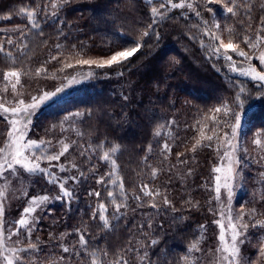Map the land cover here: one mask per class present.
I'll use <instances>...</instances> for the list:
<instances>
[{
  "label": "trees",
  "instance_id": "obj_1",
  "mask_svg": "<svg viewBox=\"0 0 264 264\" xmlns=\"http://www.w3.org/2000/svg\"><path fill=\"white\" fill-rule=\"evenodd\" d=\"M160 2L69 0L58 17L63 23L41 16L43 36L38 35L36 29L28 32L24 41L28 44L27 55L18 62L19 67L32 73L31 76L22 75V88L18 86L24 99L30 101L31 96H39L44 91L54 92L57 87L66 85L55 103L47 102L35 112L29 138L51 140L57 151L58 140L64 139L67 143L75 140L76 144L59 162L68 168L67 173H60L58 168L53 171L60 176L78 175V171L84 173L79 183L69 181L67 184L74 190L75 197L70 207L65 200L55 199L61 194L59 188L42 174H25L24 179L12 184L15 190L6 207L7 221L18 219L26 206L24 191L30 196L47 194L52 198L36 213L39 219L33 228L32 240L35 242L39 237L42 249L31 254L36 264H61L60 256L66 257L63 264H81V259L84 264H90L87 257L67 259L70 254L61 250L62 244L77 243L78 228L87 229L89 251L106 248L110 253L115 252L131 238L134 243L139 241L147 245L145 250L154 264H185V255L189 260L207 264V253L212 249L215 234L214 211L209 212V208L213 209V167L218 155L215 141L211 142V148L205 146L209 143L206 140L194 151L193 145L204 125H207L205 134H211L214 125L207 117L225 102L230 114L233 113V123L240 114L246 119L248 132H258L264 137V107H256L248 114L235 108L233 89L211 69L196 42L193 18L177 9L162 18L157 17L153 23L150 9L159 7ZM43 3L44 0H0V28L6 30L0 33V39L11 36L19 42V33L15 30L28 29L26 18L19 15V10H32L36 4ZM222 17L225 19L221 23L222 32L225 26L239 30L236 19ZM149 24L152 28L141 41L143 47L124 66L101 69L76 63L80 59H104L112 51L134 46ZM224 37L228 39L226 33ZM52 56L57 60H50ZM64 64L73 67L64 68ZM10 66V62L0 57V95L8 100L13 99V94L10 87L7 93L2 92V73ZM42 66L46 73L35 77V69ZM118 72L123 74L118 75ZM73 78L78 82L68 84ZM76 112L83 115L65 122L66 131L61 132L60 122L69 113ZM221 114L218 119L223 121ZM52 125L57 127L53 129ZM161 126L162 135L157 136L155 133ZM8 127L6 120L0 117V146H3ZM77 131L82 135L78 136ZM165 140L171 146L170 154L161 153ZM102 141L104 149L94 153L89 151L90 159L80 156L81 145L96 147ZM115 145H119L115 156L119 174L124 178L129 195L128 211L119 220L110 215L112 227L104 229L99 219L90 218L98 201L88 193L100 191V199L108 202L106 187L97 184L96 180L112 171L111 163L100 157L103 151ZM177 153H183L179 160L186 163L179 162ZM70 163H76L78 170L71 169ZM41 166L48 167V162L42 161ZM152 168L158 169L155 181L150 180ZM144 182L162 191L166 189L176 211L164 206L159 198V208L137 207V201L132 197L139 192L138 185ZM260 184L264 205V183ZM149 219L151 228L147 227ZM141 224L144 225L142 230L137 227ZM202 225L205 226L203 230ZM197 238H202V251L188 254L187 247ZM151 239L159 243L153 246Z\"/></svg>",
  "mask_w": 264,
  "mask_h": 264
},
{
  "label": "snow or ice",
  "instance_id": "obj_2",
  "mask_svg": "<svg viewBox=\"0 0 264 264\" xmlns=\"http://www.w3.org/2000/svg\"><path fill=\"white\" fill-rule=\"evenodd\" d=\"M68 2L69 0H44L43 5L36 4L32 10L21 8L19 15L26 18L27 31L19 28L15 30L19 33V42L11 36L6 39H0V57L10 62L11 65L2 73L4 83L2 92L7 93L10 87L13 94L12 100L0 95V117L5 119L9 125L3 146H0V264H36L31 254L42 251L39 237L35 238V242L32 240L33 228L39 219L36 213L52 199L47 194L30 196L28 191H24L23 196L27 198L26 206L20 211L18 219L7 221L5 217L6 207L10 203V186L24 179L25 174H42L47 177L49 183L59 188L61 194L57 195L55 199L65 200V203L70 207L72 199L75 197L74 190L67 187V184L69 181L79 183L84 176L82 171H78V175L72 176H60L57 171H53L54 168H58L60 173H67L68 168L59 162L62 157L66 156L69 149L76 144L75 140L71 141V143L65 142L64 139L58 140L56 143L59 145V150L57 151L51 140L40 139L37 141L29 138L35 112L47 102L55 103L66 85L57 87L54 92L44 91L39 96H31L30 101H26L23 91L18 90V86L22 88V75H32L30 70L25 71L18 66V62H21L27 55L28 44L24 41L28 32L36 29L39 30L37 34L43 36L40 23L41 16L46 19L50 17L57 20L58 23H63V21L58 20V17L63 6ZM257 2L258 0H203V8L207 12L213 13V9L208 5L216 4L219 6L220 14H227L238 21L239 30L225 26L223 32L221 31V23L216 19V13H213L211 21L203 18L202 11L198 10L201 7L199 0H161L159 7H151L150 13L153 16V23L156 22L157 17L162 18L168 12L177 9L187 10L194 14L200 20V24L194 25V27L200 28V25H203L201 29L202 37L207 38V44L204 38L200 40V44L202 47L207 48L210 57L214 56L217 60H222L228 71L247 77L252 82L259 84L261 88H264V0H260L258 8ZM148 3L152 4L153 0H148ZM7 19H11V17H7ZM151 28L152 24H149L148 29L144 30L134 42V46H125L122 49L112 51L104 59H80L76 63L79 65H95L101 69L122 67L143 47L141 41L149 35ZM3 32H6V30L0 28V33ZM225 33L228 38L227 43H225L224 39ZM56 47L59 49L60 45H56ZM50 60H57V57L52 56ZM63 67L71 68L73 65L64 64ZM217 70L219 71V69ZM43 73H46V69L43 66L35 69V77H40ZM122 74V72H118V75ZM88 75L91 76L92 73H88ZM76 82L78 81L74 78L68 80V84ZM234 86L239 89L236 93L235 102H238L239 106H243L241 95L245 93L246 87L241 82H235ZM213 112V115L207 117L214 125L211 134H205L204 128L207 125L201 127L199 138L196 139L192 150L194 151L197 146H201L202 141L205 140L209 142L205 146L211 148L213 147L211 142L215 141L217 155L220 160V163L213 167L214 173L217 174L214 176L215 200L220 203L221 207V210L216 213L219 218L213 221L219 229L218 245L215 248V264H252L250 260L242 255L241 249L244 245L251 242L248 235L250 228L264 230V219H254L257 215L255 208L249 210L241 208L235 214H233L231 208L234 182L240 176V169L243 164L241 157L238 155V144L235 142L240 128V118L239 116L236 117L237 123L234 125H230L227 120L218 119L221 113L224 117L229 115L230 109L227 102L221 107L215 108ZM82 115L83 113L80 112L66 115L59 125L61 132L66 131L65 122L73 117ZM56 127L57 125H52L53 129ZM70 127L74 128V125H70ZM161 128L163 126L157 129L155 133L157 136L162 135ZM223 128H230V132L223 131ZM221 131H223V135H219ZM76 134L78 136L82 135L79 131ZM253 143L264 150V144H262L260 139H255ZM81 149L80 156L88 160L90 159L89 151L94 153L97 149L103 150L104 142L102 141L96 147L89 144L87 148H84L81 145ZM221 149L223 150L222 155L220 154ZM148 150L151 151V145H149ZM171 150V146L165 140L161 145V153L170 154ZM118 151L119 145H115L103 151L100 157L106 163L110 162L112 167V171L106 172L104 176L96 180L97 184L106 187L108 202L106 203L100 199L102 195L100 191H90L88 193L89 196L96 197L98 201L92 209L90 218L93 220L99 219L104 229L112 227L110 215L112 219L119 220L128 211L127 201L129 195L125 190L124 178L119 174V166L115 159ZM243 151L247 153L248 149L245 148ZM182 155L183 153H177L178 160ZM145 160H147V157H145ZM42 161H47L48 167H42ZM262 161H264V156H260L256 162L261 163ZM179 162L186 163L183 160H179ZM70 168L78 170V165L70 163ZM188 174H191V169H189ZM157 175L158 169L152 168L150 180L155 181ZM259 175L262 178L261 183H264V172H260ZM138 188L139 192L132 197L137 201V207L148 206L156 209L160 207V202H162L164 206L176 211L166 194V189L162 191L159 187H150L149 182L138 185ZM222 189L226 190L227 205L221 199ZM158 198L160 202H158ZM109 209H111V213H109ZM213 211L212 208H209V212ZM245 217H247V220ZM225 220L227 221L226 223ZM137 227L142 230L144 225L141 224ZM147 227H152L150 219L147 222ZM204 227L202 225L201 229L203 230ZM76 234L78 235V241L75 245H61L62 252L70 254L67 259L87 257L90 264H154L145 250L147 245L139 241L134 243L130 238L120 250L111 253L106 248H93L89 251V241L86 239L87 229L81 230L78 228L76 229ZM61 235L63 236V234ZM144 235L147 237L148 234L145 233ZM21 236L24 237L23 240ZM158 243L156 239L150 240V244L153 246ZM201 243L202 238H197L191 242L186 249L187 253H200L202 251ZM21 244L26 246L21 247ZM137 244H139V247H137ZM259 254L264 257V244L260 245ZM65 260V256L59 257L61 264ZM183 260L185 264H199L198 261L189 260L188 255H185ZM81 264H84L83 259H81Z\"/></svg>",
  "mask_w": 264,
  "mask_h": 264
},
{
  "label": "rangeland",
  "instance_id": "obj_3",
  "mask_svg": "<svg viewBox=\"0 0 264 264\" xmlns=\"http://www.w3.org/2000/svg\"><path fill=\"white\" fill-rule=\"evenodd\" d=\"M199 3L201 7L198 10L202 11L204 19L211 21L213 13H216V19L219 20L220 23L225 22V19L222 16H225V15L228 16V15L220 14L218 5L209 4L208 6L213 9V13H210V12H207L203 8V0H199ZM183 12H185L186 16H189V17L191 16V18H193L194 25L200 24L199 18H197L194 14L188 12L187 10H183ZM202 27L203 25H200V28L195 27L196 42L198 43V46L204 58L207 60L208 64L211 67L210 61L204 55V52L206 53L207 48L202 47L200 44V40L204 38L202 37V32H201ZM204 39L206 43V38ZM224 39H225V43H227V40L225 37ZM215 73L218 76H220L223 80H225V82L233 89V92H234L233 93V96H234L233 104L235 108L239 110V112H241L242 114H248L249 112H251L252 109L256 107H264L263 105H258L251 109H247V105L251 102V98L254 95L253 91H249L247 94L243 93L241 95L243 106H239L238 102H235L236 93L239 90L236 86H234L235 83L231 79L225 76H222L218 74L217 72ZM232 114H230L229 112V115L227 117H224L223 114H221V116H223V120H227L230 125H234L237 123V120L235 118V121L233 123ZM237 116H239L240 118L239 120L240 128L238 130V134H237V138L235 142L238 144V147H239L238 155L241 157L243 164L240 169V176L234 182L231 208L233 210V214L237 213L241 208H244L245 210L255 208L257 210V215L254 219H264V205L262 203V197H261L262 188L260 184L262 178L259 175L260 172H264V161H262L261 163L256 162L260 156H264V150H262L260 147L256 146L253 143V141L258 138L262 141V144H264V137H262V135H260L258 132L257 133L248 132L249 130L247 127V123H245L246 119L240 114H238ZM224 131L230 132V128H224ZM221 135H223V133ZM245 148L248 149L247 153L243 151V149ZM222 153H223V150L221 149L220 154L222 155ZM219 163H220V160L218 157V160L215 163V165ZM215 175L217 174L214 173L213 171V184H212L213 210H214L213 215L215 219H218L219 217L218 215H216V213H218L221 210V207H220V203H218L215 200V195H216L214 192V176ZM14 190H15V187L11 185L9 188V200L10 201L13 197L12 193L14 192ZM221 199H222V202L225 205H227L226 190L224 189L221 190ZM245 219L247 220V217H245ZM226 222L227 221L225 220V223ZM214 225H215L214 241L212 244V249H210L211 251L207 253V259H206L207 264H215V256H216L215 248L218 245L217 237H218L219 229L216 224ZM248 235H249V239L251 242L247 243L246 245L242 247L241 249L242 255L246 257L248 260H250L252 264H264V257H261L259 254V247L261 244H264V239H262L264 238V230L259 229V228H256V229L250 228Z\"/></svg>",
  "mask_w": 264,
  "mask_h": 264
},
{
  "label": "water",
  "instance_id": "obj_4",
  "mask_svg": "<svg viewBox=\"0 0 264 264\" xmlns=\"http://www.w3.org/2000/svg\"><path fill=\"white\" fill-rule=\"evenodd\" d=\"M206 44H207V38H206ZM204 55L210 61L211 68L215 72L231 79L234 83L235 82L243 83L244 86L246 87L245 94H247L249 91L254 92V95L251 98V102L247 105V109H251L258 105L264 106V88H261L259 84L252 82L247 77L239 76L236 73L228 71V69L224 66V62L222 60H217L214 56L210 57V53L207 52V50L206 53L204 52ZM217 69H219V71Z\"/></svg>",
  "mask_w": 264,
  "mask_h": 264
}]
</instances>
